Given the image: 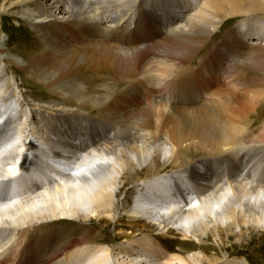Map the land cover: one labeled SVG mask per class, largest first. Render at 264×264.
<instances>
[{
  "label": "bare ground",
  "instance_id": "obj_1",
  "mask_svg": "<svg viewBox=\"0 0 264 264\" xmlns=\"http://www.w3.org/2000/svg\"><path fill=\"white\" fill-rule=\"evenodd\" d=\"M0 1L3 13L41 33L38 49L26 55L27 65L16 63L35 88L58 94L55 86L82 71L93 79L109 75L115 54L132 61L128 78H137L135 89L143 95L135 99L145 105L131 113L105 101L102 121L109 124L100 123L101 133L98 120L78 130L80 111L41 104L32 106L45 114V129L39 131L24 108L26 100L15 103L2 122L10 108L0 103V264H109L107 255L114 250L130 258L127 264H249L226 253L230 241L233 248L253 245L264 254V243L254 237L264 239V164L248 182L252 161H241L244 152L264 150V129L255 135L257 143L247 145L248 127L234 119L231 106L206 99L216 93H208L213 88L225 87L218 84L222 70L216 61L238 59L245 47L264 58V0H205L194 9L186 8L196 0ZM240 16L245 22L228 30ZM220 29L218 38L224 39L214 48L209 42ZM54 45L53 55L46 46ZM3 46L0 37V85L10 81L2 69L11 61ZM206 46L201 62L206 74L189 71ZM232 72L223 78L227 75L235 90L263 82L253 77L248 83ZM40 73L51 78L48 84L38 82ZM146 76L148 85L141 79ZM261 93L249 102L237 99L236 111L254 108ZM62 97L65 103L91 105ZM168 108L167 123H161ZM122 115H134V121L124 122ZM168 123L172 131L162 138ZM126 186L133 188L126 198L127 203L133 196L128 212L133 231L126 245H90L95 230L83 226V237L64 236L58 222L115 220L121 207L116 200Z\"/></svg>",
  "mask_w": 264,
  "mask_h": 264
},
{
  "label": "rangeland",
  "instance_id": "obj_2",
  "mask_svg": "<svg viewBox=\"0 0 264 264\" xmlns=\"http://www.w3.org/2000/svg\"><path fill=\"white\" fill-rule=\"evenodd\" d=\"M204 2H205V0H196L193 3V5L188 6L186 9H194L197 6H200L201 4H203ZM1 6H2V3L0 1V37L2 38V42L4 45L2 48H4L5 50L8 51L6 53V56L11 58L10 62L3 60L4 64L2 66V69L4 70L6 77H8L10 79L9 82L5 80L4 83L2 85H0V97L2 96L0 103L1 104L7 103V106H9V108H10V109H8V113L3 117V120H1L2 122L5 121L10 116L11 111L14 108L15 103H17L19 100L20 101L26 100L27 103H29V105H26L24 108H27L28 111H30V113H31L30 121L33 123L32 127H39V129H38L39 131H44V129H45L44 124L41 121V118H43L42 116L45 114L43 112L40 113L39 111L33 110L34 108L32 106L41 104L44 106H54V105L58 106L59 105L61 107H66L67 109H71L73 111L74 110L80 111L81 116L78 118L79 121H75L76 127L78 128V130L84 131L85 129H87L86 127H88V129H89L91 127L90 122L92 120H98V121H96V123L98 124V126L100 128L99 130L101 131V133H103V131H102L103 129L101 128L102 124H100V123L109 124L107 122L102 121V120L106 119V117H107L105 110H104L105 106H103V103L105 101H108L107 104H109L111 102L110 104H112V105L114 104V106H116L118 108L123 107L122 109L129 110L131 113H134V111L139 110L140 108H143L145 106V105L141 104L139 98L135 99V97L137 95H141L139 92L137 93V91L135 89L136 85H137V84H135L137 82V78H136V80L128 78V75H129L128 72H129V69L132 65V61H129V60L126 61V60H122L121 58H116V57H114L115 54L114 55L112 54V56H111L112 58H114L116 60V62L112 63V67L110 69L109 75L102 73L103 75H106V77L103 76L102 74L98 73L96 75L97 77L93 79L92 77L90 78V76H89L90 74H88L89 71H86V72L82 71V72H80V73H82V75L79 74L77 78L69 79V80L55 86L56 92L58 94H55V93L49 94L45 89L37 88V87L35 88L34 85L32 84V81H34V80L33 79L31 81L28 80L26 75L24 73H22L21 71H19V69L16 66V63H19L20 65H23V66L27 65L26 55L31 54L35 49L36 50L38 49L37 46L39 44V39H40L39 35L41 33H37L36 31H34L32 26H28V24L22 22V19H20V17L16 16V18H15L14 15L3 13ZM227 7L229 8L230 6L227 5ZM260 17H263L262 14L260 15ZM252 19H255V17H253ZM243 20H246V19H244V17H242V16L236 17L235 19H233L232 25L230 27H228L227 29L229 30V29H232V28H235V27L241 25L243 22H245ZM222 27H223V25H222ZM217 32H218V34L216 33L217 36H215V38L209 42L212 47L214 44V48L217 47V45H219V42H221L222 39H224V38H218V35L222 32V30L220 29ZM104 41H106L107 44H111L110 40H107L104 38ZM52 42L55 43L54 40H52ZM259 43H261V42H259ZM263 44H264V42H263ZM113 45H117V44L114 43ZM46 47L48 48V51L51 52L53 55L56 53V50H55L56 46L55 45H54V47H48V46H46ZM80 47H81L80 43L76 42V44L74 45V48L81 50ZM120 47L123 49L126 48L123 46H120ZM208 48L209 47L206 46L203 49V51H204L203 54L200 53V56L197 59H194V60H196V62L194 61L195 63L189 69V71L195 70V71H199L200 74H202V75L206 74L205 73L206 68H205V66H202L201 62H202V59L204 60V58L207 57ZM157 50H158V48H157ZM154 53H159V51L158 52L154 51ZM237 55L240 57V59H239V57H238V59H236L237 57L234 55V57L231 58L232 60L230 58H226V59H222L221 61L218 60L215 62V68H219L221 66V70H222L221 71L222 75L220 74L222 77L220 76L221 78L218 80V84H221V85L224 84L225 87L222 88L221 90H217V89L213 88V91L210 90L208 93L209 94L210 93L212 94V92H216V93L213 95H209V96L206 95V99L211 100V101L223 102V103L225 102L227 105L231 106V108H232L231 111L236 116V117L234 116V119L237 121H240L242 124L245 125V127H248L249 132L245 137V143L247 145H254L255 143H257V141L255 139L256 138L255 135L258 134L259 131L262 132V129H264V58L263 59L258 58L263 54H260L259 51L256 52V49H253V47H247V48L245 47V49L244 48L240 49L238 51ZM242 57H243V59H242ZM234 59H235V61H234ZM153 62L155 63V61H153ZM82 63H80L78 66L79 67L83 66ZM0 64H2V63L0 62ZM102 65L103 64H100V66H102ZM210 67H211V65H210ZM127 70H128V72H127ZM233 70L235 71V74L237 73V71H239V73L241 74L240 78L243 79V81H245V82L247 81L248 83H254L253 80L251 81V78H253V77H254V79L256 78L257 80L260 79L263 82L259 83L258 85H256L252 89L249 88V84H248L246 86V89H244L242 91L235 90L231 86V83H230L231 80L227 79V75L225 78H223L224 73H226V72L229 73V71H231V73H233L232 72ZM41 74L42 73H40V77L38 79V82L43 83V84H48L50 82L51 78L49 76H45V74H42V76H41ZM153 74H154V72H153ZM158 75L159 74L156 73V77H158ZM244 77H246V78H244ZM141 79H143V81L145 82V85L146 84L148 85V83L146 81L147 76H146V78L141 77ZM220 80H221V82H220ZM132 82H134V83H132ZM9 84H13L14 86L9 88ZM137 87H139V86H137ZM225 88H227V89H225ZM230 90H232V91H230ZM261 90L263 92V93H261L262 95L260 96L261 99L258 100L259 97H255V99L253 100L254 104H255L254 108L252 106L251 110H249V111H247V110L236 111L237 99H239V101L243 99V100H245V102H247V101L249 102V100H251L253 98L252 96H255V94ZM169 93H170V96H172L171 90L169 91ZM61 95L68 97V98H73V99L80 101L82 103L88 102L91 105L89 106V105L85 104V105L78 106L77 104H74V103L73 104L72 103H65L62 100L63 97ZM156 95H159V94H156ZM170 96H164V97H165V99L166 98H168V99L172 98L173 99V97H170ZM125 99H127V100H125ZM137 101H138V103H137ZM116 102H119L120 105L116 104ZM134 102H135V104H134ZM24 103L25 102H23V105H24ZM97 105H100L99 109H97L98 108V107H96ZM229 106H226V107H229ZM169 110H171V109L168 108L165 111V114H163V118L161 120V123H167V117L171 114V112ZM3 113H4V109H1L0 114L3 115ZM133 116L122 115V117H123L122 121L133 122L134 121ZM163 121H166V122H163ZM155 122H156V126H157V124H159V123H157L156 118H155ZM58 126H59V128H61L62 124L59 123ZM69 128L70 127L68 125V131L70 130ZM108 128L109 129L111 128L110 129V131H111L112 128H114V126H111ZM172 128H173V125L171 123L166 124L164 130L162 131L163 132L162 138L168 137L172 131ZM262 137L264 138V135ZM138 144L141 146L140 143H138ZM259 151H261V152H259ZM257 157H258V159H257ZM252 158L255 159L254 162H253L254 159H252ZM241 159H242L241 160L242 165H245V163H247V161H248V163L252 161L255 164L254 165L251 162L249 165V169L251 170V174H250L251 176L248 177L247 181L250 182L252 179V176L254 175L253 172L256 171L260 167L259 165L264 164V160H263L264 159V150L252 149V151L244 152L241 155ZM259 160H261V161L258 162ZM225 166L227 167L228 165L226 164ZM253 166H255V167L252 168ZM142 168H144V167H141V166L139 167V169H142ZM244 183H245V181L243 182V184ZM124 189L122 191L121 196L119 198H117V200H116L117 201L116 203L120 204L121 207H120V210H118V213L115 217V220H110L109 222H102V224H99L97 222H94V223L93 222H91V223L90 222H88V223L87 222L86 223H84V222L83 223H77L76 222L75 223V221L72 222V221H66V220L58 222L57 225H61V227L63 228V233H65L64 236L65 237H67V236L83 237L84 235H86L84 230L81 229L82 228L81 226H83V227L92 228L95 230V233L89 237L91 240L90 242L93 243V244L89 243L90 245L94 246V244L96 243L99 246H103V245L104 246H110V245H112V246H114V248H117L119 246H124V244L126 245L128 242L127 239H129L128 235H131L132 231H133V228L131 227V224H132L131 223L132 222L131 216H130L131 214L128 213L129 212V206L133 202V196L127 200V203H126V198L128 196H131L130 193H131V191H133V188L126 186ZM122 205L125 208H122ZM134 231H136V230H134ZM134 234L139 235V237H140V233L135 232ZM99 236H101V237H99ZM254 237H255V240H257L258 242L264 243V239L260 238V235L255 234ZM104 240H108V242L107 241L104 242ZM211 242L212 241H209L210 244H211ZM227 244H226V247L229 250L226 248L228 251L226 253L232 252V254L230 255V257L232 259H237L239 261L245 260V261H248L249 264H264V254L259 253L258 251H255L252 248L253 245L244 248L245 245L241 244V245L236 246V248H233V245H232L233 243H231V241H230V243L227 242ZM177 247L178 246H176V248ZM210 253H215V251L212 250V251H210ZM135 254H138V253L135 252ZM106 255L107 254H105V256ZM107 256L110 257L109 264H120V263L121 264H127L130 261V258H127V256L123 257L124 254L119 255L118 252H115V250L112 252V255L109 254ZM136 256H138V255H134V256H132V258H136ZM164 261L165 260L158 261V264H161V263L164 264ZM139 264H152V263H150L148 261L147 262L143 261L142 263H139Z\"/></svg>",
  "mask_w": 264,
  "mask_h": 264
}]
</instances>
